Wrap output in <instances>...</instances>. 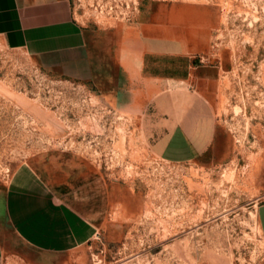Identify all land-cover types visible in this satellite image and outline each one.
Segmentation results:
<instances>
[{
	"label": "rangeland",
	"instance_id": "rangeland-1",
	"mask_svg": "<svg viewBox=\"0 0 264 264\" xmlns=\"http://www.w3.org/2000/svg\"><path fill=\"white\" fill-rule=\"evenodd\" d=\"M59 4L95 76L54 73L0 40L2 264H264V0ZM169 86L214 115L207 150L181 163L154 156L138 127Z\"/></svg>",
	"mask_w": 264,
	"mask_h": 264
},
{
	"label": "crops",
	"instance_id": "crops-1",
	"mask_svg": "<svg viewBox=\"0 0 264 264\" xmlns=\"http://www.w3.org/2000/svg\"><path fill=\"white\" fill-rule=\"evenodd\" d=\"M0 40L5 48L22 51L54 73L81 81L95 76L85 38L59 0H0ZM148 61L139 49L134 72L139 74ZM158 78L177 80L157 76L151 79ZM138 127L154 156L181 163L207 150L214 134V115L206 99L194 89L169 86L145 101L139 111ZM80 187L85 186L78 185V191L72 193L76 192V197L80 196ZM256 223L264 235V203L256 208Z\"/></svg>",
	"mask_w": 264,
	"mask_h": 264
}]
</instances>
